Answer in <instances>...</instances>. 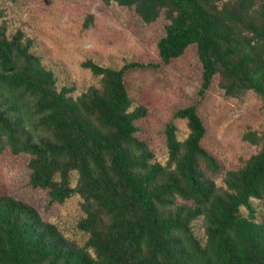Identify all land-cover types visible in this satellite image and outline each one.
<instances>
[{"label":"trees","instance_id":"16d2710c","mask_svg":"<svg viewBox=\"0 0 264 264\" xmlns=\"http://www.w3.org/2000/svg\"><path fill=\"white\" fill-rule=\"evenodd\" d=\"M100 1L145 24L163 16L159 61L119 69L85 61L98 82L77 94L58 85L32 38L8 37L0 23V157L28 156L29 185L50 203L79 198L73 239L34 206L0 195V264H264V133L243 135L256 152L217 183L196 106L174 113L184 139L166 125L161 163L137 135L146 108L132 106L125 85L128 70L168 65L195 45L201 95L217 77L225 97L251 91L264 105V0ZM92 25L87 15L84 27Z\"/></svg>","mask_w":264,"mask_h":264},{"label":"rangeland","instance_id":"374dc122","mask_svg":"<svg viewBox=\"0 0 264 264\" xmlns=\"http://www.w3.org/2000/svg\"><path fill=\"white\" fill-rule=\"evenodd\" d=\"M8 37L21 30L33 40V51L54 72L59 86H74L75 93L96 85L98 78L82 67L91 61L119 69L125 64H156L157 41L164 34L165 19L145 24L129 9L100 0H0ZM87 15L92 27L86 29ZM217 77L200 94L201 65L196 46L168 65L133 68L125 74L132 106H143L146 115L137 122V135L145 140L161 163L167 159L165 128L170 122L178 139L188 134L185 121L175 119L181 108L195 105L206 134L202 145L216 159L220 170L212 178L221 183L224 174L243 166L257 148L243 140L247 132L264 133V105L254 92L241 99L223 95ZM28 156L5 153L0 157V195H10L34 206L41 217L59 226L70 238L79 212V198L50 203L46 192L29 185ZM194 231L201 234L200 223Z\"/></svg>","mask_w":264,"mask_h":264}]
</instances>
